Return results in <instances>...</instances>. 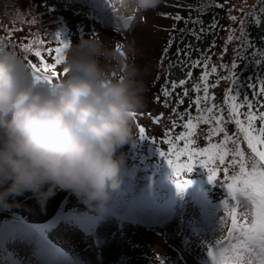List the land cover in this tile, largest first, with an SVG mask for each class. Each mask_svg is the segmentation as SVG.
<instances>
[{
    "label": "trees",
    "instance_id": "16d2710c",
    "mask_svg": "<svg viewBox=\"0 0 264 264\" xmlns=\"http://www.w3.org/2000/svg\"><path fill=\"white\" fill-rule=\"evenodd\" d=\"M167 5L166 16L170 21L162 27L163 34L155 44V55L147 76L149 101L145 109L149 118L140 124L145 128L146 135L154 138L155 142L150 138L138 137L133 145L140 140L142 145L138 144L148 153L142 160L139 159V164L146 167L148 182L160 188H176L172 170L159 155L158 148L167 152L169 148L178 146L187 151L184 149L185 141H176L174 137L189 131L184 127L189 115L195 125L190 138L195 147L205 148L212 143H219L223 133L212 135L211 129L216 127L215 120H197L196 117L202 113L213 117L223 115L226 121L224 127L231 134L237 129L234 121L229 120L230 103L242 105L238 110L246 114L249 111L245 103L247 97L252 101V111L257 116L264 112V107H261L264 105V94H260V81L264 80V3L261 0H171ZM66 9L68 5L62 0H0V43L13 50L27 66L29 60L37 63L42 74L57 72L58 76L52 80V84L58 83L66 75L63 72L65 61L48 69L47 73L42 68V64L55 63L54 50L58 46L62 47L56 35L68 41L69 48L74 45L76 38L63 13ZM177 15L180 19H175ZM213 24L215 27L211 26ZM170 39L171 46L168 45ZM25 46H31L30 50L25 51ZM165 47H168V53L161 60ZM178 48L181 50L179 56ZM68 49L65 50V56ZM36 51H40V57L35 55ZM233 60L236 61V68L232 70L236 74L235 83L229 71ZM213 67L216 68L215 72L212 71ZM28 68L32 73V69ZM157 76L159 79H156ZM180 79L185 80L183 85L179 84ZM173 80L176 81L175 88L171 85ZM250 85H255V88ZM163 86H167L170 92L167 98L161 90ZM205 87L208 88L207 99ZM157 96L160 97L159 101L156 100ZM232 96H236V100L226 103V97ZM197 97L201 98V112H197ZM178 100H183V103H178ZM213 105L216 106L213 113H207L205 110ZM182 113L186 114L181 116ZM240 118L244 119L245 116ZM255 123L257 128L264 125L259 120ZM169 140H172V144L167 143ZM226 147L229 150L226 159H230L231 142ZM240 147L245 157L249 158L248 167H251V151L246 142L241 141ZM231 174H239L238 165L231 168ZM185 176L192 181L187 187L200 194L209 212L229 202H236L219 181L224 179L223 174L219 175V180L210 182L207 170L196 164ZM14 199L11 197L6 207L0 206V236L4 235V228L9 223H27L32 218L24 208L23 195L19 201ZM240 201L247 200L241 198ZM42 223L48 226V222Z\"/></svg>",
    "mask_w": 264,
    "mask_h": 264
},
{
    "label": "rangeland",
    "instance_id": "374dc122",
    "mask_svg": "<svg viewBox=\"0 0 264 264\" xmlns=\"http://www.w3.org/2000/svg\"><path fill=\"white\" fill-rule=\"evenodd\" d=\"M62 1L68 5L63 13L76 36L74 45L82 38L99 36L115 49L121 45L119 52L127 57L126 47L134 44L135 62L149 73L155 44L170 21L166 12L171 0H162L153 11L129 13L114 6L113 0ZM129 16L133 19L124 27ZM148 101L147 93L145 106L133 117L136 140L138 126L149 118ZM138 143L142 145L139 140L118 149L124 154L123 180L102 208L66 190H57L43 204L25 193L24 208L32 218L4 228L0 264H161L158 256L166 264H210L207 246L227 236L228 211L234 209L237 216L251 221V202H229L209 212L191 187L178 192L172 186L149 183L146 167L139 164L148 153Z\"/></svg>",
    "mask_w": 264,
    "mask_h": 264
},
{
    "label": "clouds",
    "instance_id": "9594fccd",
    "mask_svg": "<svg viewBox=\"0 0 264 264\" xmlns=\"http://www.w3.org/2000/svg\"><path fill=\"white\" fill-rule=\"evenodd\" d=\"M161 3L113 0L123 13ZM126 52L99 36L82 38L67 51L65 77L49 84L0 48V206L27 192L43 204L57 190L105 206L125 172L118 149L136 142L133 114L148 93L149 73L135 62V45Z\"/></svg>",
    "mask_w": 264,
    "mask_h": 264
},
{
    "label": "snow or ice",
    "instance_id": "6c2138e0",
    "mask_svg": "<svg viewBox=\"0 0 264 264\" xmlns=\"http://www.w3.org/2000/svg\"><path fill=\"white\" fill-rule=\"evenodd\" d=\"M264 3V0H261ZM133 17L129 16L123 20L124 27H128L129 22ZM175 19H180L177 15ZM236 19V17H233ZM34 22V21H33ZM243 24V21H241ZM215 27V25H211ZM175 25H173V28ZM243 31V28H241ZM60 35L57 34L56 38L62 47L55 48V63L48 65L42 64V68L45 73L48 69L55 68V65L61 64L65 61V50L69 48V42L61 40ZM232 39V37H229ZM35 43V42H34ZM43 43L42 41L40 42ZM172 40L168 41V45L171 46ZM6 45L0 43V48H4ZM31 46H25V51L30 50ZM121 45H117V50L120 51ZM51 51V50H50ZM181 50L177 49V56L180 55ZM168 53V47L163 49L161 60ZM37 57L41 56L40 51H36ZM121 55H124L121 52ZM188 55L187 52L184 53ZM28 66L32 69V76L37 82L52 84V80L58 76L57 72L51 71L50 74H42L41 67L37 66V63L28 61ZM236 61L233 60L230 71V78L235 83V71ZM68 69L64 68V74H67ZM213 72L216 68L213 67ZM115 75V73H113ZM190 76L191 73L189 72ZM207 75V73H205ZM159 79V76L156 77ZM184 79L179 80V84L183 85ZM167 85V82H166ZM172 88L176 87V81H171ZM255 88V85H250ZM162 92L167 98L170 92L167 86L162 87ZM231 92V89L227 90ZM205 99H207L208 88H204ZM187 94V90H185ZM260 94H264V80L260 81ZM160 97L157 96L156 100L159 101ZM200 97L196 98L197 112H201L199 107ZM228 100L235 101L236 96L226 97V103ZM167 103V100L165 101ZM178 103H183V100H178ZM245 103L249 111L246 114L241 113L238 109L242 105L236 103H230L228 107L229 120L234 121L237 131L229 134L224 127L226 123L223 115L209 116L203 113L196 117L197 120H204L208 122L212 119L215 120L216 127L211 129V134L216 135L223 133V139L219 143H212L210 147L197 148L194 146L193 140L190 138L192 133L191 129L195 128L192 122V117L189 115L187 123L184 127L188 129L187 132H181L178 136L174 137L176 141H185L184 149L181 150L178 146L169 148L167 152L159 150V155L164 158L169 167L172 170L173 182L176 185L177 191L182 192L192 181L186 176L185 173H190L193 170V166L196 164L204 167L208 172V179L210 182L219 180V175L223 174L224 179L219 180L224 187L227 188L231 198L240 203L241 198L251 202L253 206V215L251 221L246 216L239 217L234 209L228 211L231 216V227L228 228L227 236L223 240H216L214 243L207 246V257L209 258L210 264H264V125L259 128L256 127V121L259 120L264 122V112H260L257 116L252 111L253 103L247 97H245ZM264 107V105H261ZM216 106L207 108V113H213ZM175 111V109H174ZM186 113H182L181 116ZM244 115L245 118L240 117ZM136 116V113L133 114ZM175 123V122H173ZM139 139L150 138L146 135V130L143 126H138ZM154 142V138H150ZM241 141L246 142L247 148L251 151V167H248L249 158L245 157V152L240 147ZM231 142V158L226 159L229 156V150L226 147ZM172 144V140L167 141ZM238 165L239 174L232 175L231 168ZM161 264H166L165 258L157 257Z\"/></svg>",
    "mask_w": 264,
    "mask_h": 264
}]
</instances>
